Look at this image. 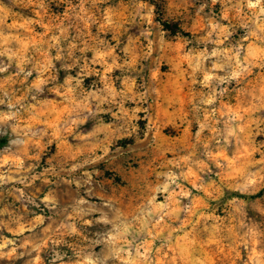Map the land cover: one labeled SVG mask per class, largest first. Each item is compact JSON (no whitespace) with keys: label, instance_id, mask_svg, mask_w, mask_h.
<instances>
[{"label":"rangeland","instance_id":"374dc122","mask_svg":"<svg viewBox=\"0 0 264 264\" xmlns=\"http://www.w3.org/2000/svg\"><path fill=\"white\" fill-rule=\"evenodd\" d=\"M80 3L81 0H0V5L3 6V11H0V33L9 38L4 47L17 53L12 61L6 56L0 57V62L12 65L8 72L0 73V97H3V90H7L15 98H23L25 105H34L36 118L29 121L25 114L22 124L30 122L34 130L45 129L48 133L39 146L28 145L24 157L25 166L37 164L34 173H43L46 171L45 162L49 156L54 164L57 160L76 163L90 155L91 153L84 151L76 156V160L70 159L80 148V142L75 139V135L83 129H91L93 120L76 125L71 133L65 132L62 122L70 107L64 100V94L68 93L69 88L73 89L68 94L78 103L85 93L107 95L106 90L112 88L128 99L123 101L122 108L120 96L112 104L103 103V111L98 112L95 119L112 126L114 134L107 144L109 156L116 151L117 146H123L122 150L127 148L130 155L108 164L103 161L85 164L77 172V176L86 181L78 190L79 194L88 199L91 205H95L107 192L117 203L120 218L138 226L137 217L151 210L152 206L148 201L153 196L157 205L166 204L169 210L176 207L167 200L175 185H172L169 193L157 192L156 188L167 182L165 176L158 177L157 173L171 170L179 175L180 169L174 168L168 161L176 162L191 154V160L181 162V167L184 170L191 168L194 175L189 180L179 181L191 196L175 197L180 201L179 208L189 207L191 211H180L178 218L176 213H173L171 219L164 217L160 228L154 227L159 216L152 217V223L149 224L152 235L159 233L167 236L171 231L173 244L180 241V245L187 248L188 260L181 259L167 247L156 253L155 249L161 246V240L152 241L151 236L144 233L143 238L151 242L154 258L158 260V264H190L193 255H198L204 264H252L248 259L250 249L235 247L223 233L214 236V231L215 227L222 224L230 225L233 239H236L241 234L237 228L238 223L256 222L260 223V230L264 231V193L256 199L232 196L236 195L234 193L252 195L264 189V180H258L251 187L246 183L249 172L264 168V164L256 163L264 158V108L259 107L253 99L259 94V89L264 87V51H261L264 45L258 43L253 52L250 72L242 83L232 82L217 87L216 102L209 107V111L211 108L216 109V115L209 116L205 121L203 111L197 114L193 106L201 104L202 96L209 89L200 83L202 72L197 71L193 75L189 63L192 55L202 52L205 47L210 52L217 45L202 40L209 28L208 17L204 13L197 15L200 0H187L186 4L182 0H143L148 7L141 10L140 15H136L137 9L133 0H100L95 4L88 0L83 6L87 13L85 19L92 17L87 25L83 19L77 18L78 15H84L80 12ZM153 5L156 6L154 9ZM108 8L113 10L114 23L102 27L104 21L101 15ZM220 9V3L212 6L211 0H208L205 11L219 16ZM133 16L135 22H132ZM163 21L179 27L177 32L173 34L165 28ZM242 34L237 33L219 47H230ZM54 36L60 37L59 40H54ZM216 39L214 34L212 40ZM99 41L104 43L100 44ZM149 41L153 54L145 57L144 52L148 50ZM72 44L76 47L72 48ZM86 44L87 50L84 51ZM125 48L129 49L128 53H125ZM109 51L111 55H103ZM97 53L103 55L102 63H92L97 58ZM58 55L61 59H56ZM21 57L24 60L25 73L18 76L17 64ZM128 60L132 61L130 69L117 67L124 66ZM212 63L211 60L204 61V69H210ZM107 68H111V71H106ZM29 71L31 76L25 78ZM9 77L12 79H8ZM67 77L72 78L71 83L67 82ZM36 86L43 91L36 92ZM225 87L228 92L221 95ZM29 88L32 89L30 92ZM54 89L59 90L60 95ZM32 96H36L40 102L38 106ZM89 103L95 112L96 101L90 100ZM254 104L258 110L246 111ZM135 109L139 110L134 111ZM0 110L6 111V106H0ZM235 111H240L244 117L241 123L248 125L246 141L242 147L237 145L235 138L227 145L223 140L228 120V115L225 114ZM197 120L205 124L203 132H200ZM212 129H216L220 136L217 137ZM12 135L11 132L0 135V140L4 138L7 141L3 145L0 141V153L15 151L8 143ZM49 139L52 141L50 144ZM217 139L220 140L219 144ZM129 145L133 147L128 148ZM37 153L39 159H32ZM206 153H210L212 158ZM95 155H103L101 148H96ZM200 162L205 165L203 171L199 170ZM97 168L100 169L99 175L93 174L90 179L84 175ZM260 175L264 176V172ZM49 179L54 180V177L50 176ZM193 181H196V187H193ZM97 182L105 191L95 187ZM201 182L203 189L200 188ZM41 185L42 181L37 180L32 189L24 190L31 193ZM15 187L24 186L17 184ZM47 187L45 185L41 188V192ZM86 188L90 189L87 195ZM75 190V184H61L56 190L57 198L68 200L75 194ZM92 191L96 193L94 196ZM17 195L5 193L0 196V208L7 206L9 212L25 213L22 203L16 199ZM31 211L29 206L28 212ZM59 223L60 219L55 218L53 228L58 227ZM77 226L81 228V236L65 237L67 240L83 242V236L87 232L83 226ZM3 234L9 239L13 238L7 230ZM185 234H188L187 239L180 240ZM193 240L195 243H189ZM255 248L257 253L264 250V237L259 239ZM47 253V249L41 252L45 261ZM173 256H176L175 260L172 259ZM31 258L18 253L11 260H0V264H27Z\"/></svg>","mask_w":264,"mask_h":264},{"label":"clouds","instance_id":"9594fccd","mask_svg":"<svg viewBox=\"0 0 264 264\" xmlns=\"http://www.w3.org/2000/svg\"><path fill=\"white\" fill-rule=\"evenodd\" d=\"M88 0H81L80 12L84 13L83 16H77L78 19H83L87 25L92 17H88L84 11V4ZM93 4L100 2V0H91ZM183 3H187V0H182ZM134 7L137 9L136 15H140V11L148 6L143 3V0H133ZM217 3L221 4L219 16H216L214 12H206L208 8V0H200V7L197 10V15L204 13L208 17L207 25L209 31L206 36L202 38L203 41L211 42L217 45L210 52L207 47L202 52L194 54L190 58L189 68L192 69L193 75L197 71H201L203 78L200 81L202 86L209 89L206 95L202 96L201 104L194 105L193 110L197 114L203 111L205 121L209 116L216 115V109L209 107L212 106L217 99L216 89L220 85L231 84L236 82L242 83L246 74L250 72L253 62V52L256 50L258 43L264 45V0H211V5L215 6ZM163 9V3H161ZM156 6L153 5L152 9ZM0 11H3V6L0 5ZM151 13V9L149 10ZM113 10L111 8L105 9L101 15V19L104 23L102 27H107L114 23ZM166 17H162L164 19ZM132 22H135V16L132 18ZM143 20V16H141ZM227 21V24L223 22ZM62 31H67L62 29ZM243 33L239 35L236 40L232 42V45L227 48H221L225 41H228L230 37L236 36L237 33ZM217 37L216 40H212L213 35ZM150 35V33H149ZM60 37L54 36V40H59ZM115 38V37H114ZM0 57H7L9 61H12L17 57V53L13 52L10 48L4 47L9 41L8 37H4L0 33ZM103 44L104 41H99ZM72 48L76 45L72 44ZM84 51L87 50V44ZM125 53H128L129 49H124ZM264 51V49H261ZM151 41H149L148 50L144 52L145 57L152 56ZM103 55H111V51ZM103 55L97 53V58L92 63H102ZM56 59H61L58 55ZM213 61L211 68L205 70L203 67L204 61ZM87 64V60H85ZM24 60L21 57L20 63L17 64L19 71L17 75L25 73ZM12 67L11 63L3 64L0 62V73L8 72V69ZM117 67H132V61H125V65H117ZM227 70V71H226ZM106 71H111V68H107ZM219 73H225L220 75ZM31 71L25 74L31 76ZM8 79H12L9 77ZM68 83H71L72 78H66ZM127 82V81H125ZM82 83V82H78ZM32 89L29 88L30 92ZM36 92L43 91L42 88L36 86ZM57 95H60L59 90L54 89ZM73 89L69 88L68 93H71ZM107 95H97L95 92L85 93L79 99L77 103L68 93L64 94V100L68 102L70 111L67 117L63 120V130L67 133H71L73 127L79 124H83L89 119L93 120L91 129H83L80 133L75 135V139L80 142V148L77 152L70 157L71 160H76V156L81 155L84 151L91 153L87 155L82 161L76 163H70L68 160H57L56 163H52V157L49 156L45 162L46 171L43 173H34V169L38 167L37 164H28L25 166L24 157L27 153V147L29 144L39 146L41 140L48 135L45 129L34 130L31 123H23L25 114L29 121L36 118L35 106L25 105L23 98H15L7 90H3V97H0V106H6L5 110H0V135H8L11 132L13 135L9 138V147L15 151L7 153H0V196L5 193L12 195L17 193L16 199L22 203V207L25 209V213L19 214L17 212H9L8 207L0 208V260H11L20 256L28 255L32 257L27 264H158V260L153 256V249L151 242L148 239L143 238V234L147 233L151 236L152 241L156 239L161 240V246L155 249L156 253H160L161 249L167 247L176 252L181 259L188 260L187 248L180 245V241L173 244V238L171 231L167 236H162L159 233L152 235L149 231V224L152 223V217L159 216L156 220L154 227L160 228L161 222L164 217L172 218L173 213L177 214L180 211L190 212L191 208L185 207L179 208L180 201L175 199L176 196H191V193L182 187L179 183L181 180H189L193 177L194 173L191 168L184 170L181 167V162H188L191 160V154L181 157L179 161H168V164L174 168L180 169L179 175L169 170L166 173H157V176H165L166 183L156 188L157 192L169 193V189L172 185L175 188L169 193L167 200L169 204H175L176 207L169 210L166 204H155V196L148 201L152 206L150 211L142 214L141 217H137L138 226L131 221H125L120 218V209L111 195L105 192V196L95 205H91L88 199L79 194V189L86 181L77 176V172L85 164H97L99 161H103L108 164L110 161L121 159L124 156L130 155L127 148L123 146H117L115 152L109 156V149L107 147L111 136L114 134L111 125H104L102 121L95 119L98 112L103 111L101 105L103 103L112 104L116 102V97L120 96V105L123 107V101L128 99L123 93H116L114 89L108 88ZM228 92V88H223L220 93L223 95ZM253 99L258 103L259 107L264 108V87L259 89V94L254 96ZM7 100V103H6ZM32 100L36 101V106L40 104L36 96H32ZM96 101V111L92 110L89 101ZM208 106V107H202ZM135 109L134 111H138ZM258 110L254 104L246 111ZM228 115L226 122V135L223 136L224 144L231 143L232 138H235L237 145L242 147L246 141V127L248 125L242 124L241 121L244 117L240 111L231 112ZM200 132H203L205 128L204 123H200ZM219 123V121H216ZM217 137L220 133L216 129H212ZM103 136V139H101ZM199 136V133H198ZM52 141L49 139L48 143ZM220 140L217 139V144ZM128 148L133 145L127 146ZM96 148H101L103 155H95ZM207 148V145H205ZM222 151V149H221ZM209 155L211 159V154ZM108 157V160H105ZM32 159H39V153ZM201 163L200 171L204 170L205 165ZM258 164H264V158L257 161ZM219 167V162H217ZM231 164L228 165L230 167ZM264 172V168H261L254 172L247 174L246 183L248 186H254L258 180H264V176L260 173ZM100 169H94L92 173H84L89 179L91 175H99ZM54 177L49 179V177ZM199 177H197V180ZM37 180L42 181V185L33 189L31 193H26L24 189H32V186ZM17 184H23V188L15 187ZM61 184H75V194L70 196L68 200L63 198H57V188ZM48 186L43 192L41 188ZM196 181H193V187H196ZM95 187L100 191H105L99 182ZM200 188L203 189L204 185L201 182ZM175 189H179L176 192ZM90 189H85V195L89 193ZM39 194V195H38ZM94 196L96 193L91 192ZM43 205V207H41ZM31 206L32 211L28 212V207ZM7 216V219L4 217ZM146 218H143L145 217ZM55 218L60 219L59 226L53 228V221ZM81 225L87 235L83 236V242H71L65 237H80L81 228L77 225ZM239 229L238 238L233 239L232 227L230 225H220L215 227L214 236L223 233L224 236L235 247L243 246L246 249H250L249 261L252 264H264V250L256 252L255 245L259 242L261 237H264V231L260 230V223H238ZM7 230L13 236L9 239L3 233ZM39 230V231H38ZM163 229H161L162 231ZM195 231V226H193ZM205 231H208L205 228ZM27 233V235H26ZM187 235L181 237L180 240L187 239ZM189 243H195L190 241ZM51 245V247H49ZM23 249L24 251H21ZM48 250L46 261L41 256L42 250ZM99 249V251H97ZM35 253V256H32ZM173 260L176 256H173ZM190 264H204V261L200 259L198 255H193Z\"/></svg>","mask_w":264,"mask_h":264},{"label":"trees","instance_id":"16d2710c","mask_svg":"<svg viewBox=\"0 0 264 264\" xmlns=\"http://www.w3.org/2000/svg\"><path fill=\"white\" fill-rule=\"evenodd\" d=\"M163 25L165 26V28H167L168 30H170L173 34L177 32V29L179 27H176L166 21H163ZM1 144H5L7 141L6 139H1ZM264 193V189H262L261 191H259L258 193H255V194H252V195H245V194H242V193H234L236 195H232V196H237V197H242V198H245V199H256L260 196H262Z\"/></svg>","mask_w":264,"mask_h":264}]
</instances>
